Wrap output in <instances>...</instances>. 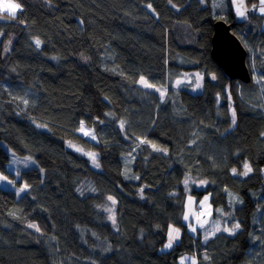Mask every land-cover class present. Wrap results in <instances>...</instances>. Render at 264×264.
I'll return each instance as SVG.
<instances>
[{
    "label": "trees",
    "instance_id": "1",
    "mask_svg": "<svg viewBox=\"0 0 264 264\" xmlns=\"http://www.w3.org/2000/svg\"><path fill=\"white\" fill-rule=\"evenodd\" d=\"M14 1V18L0 11V173L14 179L4 145L35 164L18 170L20 197L0 187V264H177L200 247L211 254L198 264L249 263L252 241L264 243L260 0H246L248 25L231 24L248 82L210 56L213 23L233 21L229 5L218 15L210 0ZM183 71L199 73L200 87L176 86ZM205 193L210 219L234 194L240 227L202 246L183 213L188 194ZM169 226L180 238L161 250Z\"/></svg>",
    "mask_w": 264,
    "mask_h": 264
},
{
    "label": "rangeland",
    "instance_id": "2",
    "mask_svg": "<svg viewBox=\"0 0 264 264\" xmlns=\"http://www.w3.org/2000/svg\"><path fill=\"white\" fill-rule=\"evenodd\" d=\"M203 1L204 0H193V3L202 6L204 5ZM210 2L212 5V9L215 12H217L218 15H223L226 11L227 5H229L228 0H210ZM9 4H19V3L14 0H0V11L11 14L10 10L7 7H5V5H9ZM262 8H264V5L261 4V0H260L259 4L257 5V11L260 14L264 15V11L261 10ZM20 9H21V6L16 10V12H18ZM262 26H264V23L262 24ZM250 28L253 30L251 25H250ZM10 46H11V38L7 39L3 43L2 45L3 54H5L6 51L10 49ZM201 78L202 76L197 72L185 73L179 78H177L174 81V84L176 86H188L190 88H193V90H195L200 87ZM255 80L258 84V88L260 92L259 104L262 105L260 107L263 110L264 109V77L261 76L260 79L258 78ZM139 82L143 84L144 87L146 88H152L147 83L144 77H141ZM161 89L163 90V88ZM162 90L159 92V94L162 92ZM253 93L254 95H256L255 91H253ZM18 109H21V108L18 107ZM79 133L82 136L89 139L90 141L95 142V134L91 128L84 127V125L81 124ZM139 139L140 141H142L141 138ZM4 148L9 154V162L6 164V168L8 169V171H10L14 175V179H10L7 176H4L3 174L0 173V187L12 190L16 194L17 197H20L27 188H24L25 183L23 182L18 184V180H19L18 170L33 166L35 164V161L30 156H24V157L17 156L6 145H4ZM71 148L80 151V148H78V146H76L75 144L71 145ZM88 155L92 156L91 153H88ZM127 158L131 159V156L127 155ZM123 171L126 177L128 176L133 177L131 170L130 172H128L124 165H123ZM4 177H6L7 179H3ZM21 189H23V191H21ZM235 204H238L237 197L232 193H228V206H227L228 209L224 210V208H218L216 210L217 213L215 214V217H211L210 219V215L213 211V208L210 204V194L205 193L201 195L199 198H196L195 196L188 194L185 198L183 221L188 224L189 229L193 233H195L196 228L202 229L200 231V242H201V245L203 246L204 244H207L209 240H211L217 235L233 234V232L225 231V229L232 228L234 225L238 224V221L234 215V207H235L234 205ZM196 207L200 208V213L195 212ZM99 209L107 214L112 213V210L110 207H99ZM193 228L195 229V231H193ZM217 228H219V231H217ZM174 229H177V228L174 226H169L167 230V240L163 244L162 248H169V247H166V245L169 243V233L171 230H174ZM238 229H236L235 232ZM172 234L174 237H176L172 242V245H173L175 242L179 241L180 232L177 235L176 232L173 231ZM206 236H207V239H205ZM254 242L255 241H252L250 249L248 251L250 257L247 259L249 263H246V264H251V262L256 263V264H264V243L262 244L260 242L259 243H254ZM196 252L198 253L205 252L209 256L211 254V252H209L207 248H201V247ZM176 262L177 264H198V258L194 253L186 252V253H182L178 255Z\"/></svg>",
    "mask_w": 264,
    "mask_h": 264
},
{
    "label": "water",
    "instance_id": "3",
    "mask_svg": "<svg viewBox=\"0 0 264 264\" xmlns=\"http://www.w3.org/2000/svg\"><path fill=\"white\" fill-rule=\"evenodd\" d=\"M234 23H244L248 20L249 9L246 0H228ZM244 15H239V12ZM212 58L223 69L230 79H238L241 82L250 80V72L246 63V49L240 40L230 29V24L218 19L213 23V33L211 35ZM211 80H214L211 76ZM201 258H206L202 252Z\"/></svg>",
    "mask_w": 264,
    "mask_h": 264
},
{
    "label": "snow or ice",
    "instance_id": "4",
    "mask_svg": "<svg viewBox=\"0 0 264 264\" xmlns=\"http://www.w3.org/2000/svg\"><path fill=\"white\" fill-rule=\"evenodd\" d=\"M261 4L262 5H264V0H261ZM5 7H7L9 10H10V13H11V16H12V18H14L15 17V13H16V10L20 7V5L19 4H9V5H5ZM262 11H264V8H262L261 9ZM239 15H241V16H243L244 15V12H242V11H240L239 12ZM36 44H37V46H39V44H40V41L37 39V41H36ZM213 79H215V77H213ZM233 123H235V113H233ZM123 126V125H122ZM246 167V171L243 173L244 175H247L248 174V172H250L251 171V168L250 167H248L247 165L245 166ZM236 170L235 169H233V172H235ZM3 179H7L6 177H4ZM186 183H187V181H186ZM28 187V185L27 184H25L24 185V188H27ZM21 191H23V189H21ZM109 199H112L111 197H109ZM114 202V201H113ZM187 218V217H186ZM32 227H35V225H32ZM240 227V225L239 224H236V225H234L232 228H226L225 229V231H228V232H235V230L236 229H238ZM176 232V234L178 235V233H179V230L178 229H174V230H171L170 231V233H169V243L166 245V247H171L172 246V242H173V240L176 238V237H174L173 236V234H172V232ZM193 231H195V229L193 228ZM217 231H219V228H217ZM205 239H207V236L205 237Z\"/></svg>",
    "mask_w": 264,
    "mask_h": 264
},
{
    "label": "bare ground",
    "instance_id": "5",
    "mask_svg": "<svg viewBox=\"0 0 264 264\" xmlns=\"http://www.w3.org/2000/svg\"><path fill=\"white\" fill-rule=\"evenodd\" d=\"M233 17V16H232ZM218 19H221V20H223V21H225L227 24H230V29H231V24H237V25H246L248 22V20L246 21V22H244V23H234V17H233V21L230 23V22H227L226 20H224V19H222V18H217L216 20H218ZM215 20V21H216ZM248 25V24H247ZM261 29L262 30H264V26H261ZM232 31V30H231ZM243 35H246V33L244 32L243 33ZM235 36H237L236 34H235ZM237 38L240 40V42L242 43V41H241V38L240 37H238L237 36ZM210 50H211V48H210ZM210 56H211V53H210ZM211 58H212V56H211ZM212 60L217 64V62L212 58ZM218 65V64H217ZM219 66V65H218ZM220 67V66H219ZM221 68V67H220ZM222 69V68H221ZM223 70V69H222ZM224 72V71H223ZM185 73H187V72H185V71H183V72H181V73H179L178 74V78L180 77V76H182L183 74H185ZM225 73V72H224ZM225 75H226V73H225ZM211 76L212 77H215V74H214V72L213 73H211L210 74V76H209V79L211 80ZM227 76V75H226ZM145 78V77H144ZM140 79H141V77L139 78V81H140ZM145 80H146V78H145ZM216 80V78L214 79V80H211V81H215ZM147 81V80H146ZM147 83H148V81H147ZM139 84L141 85V86H144L143 84H141L140 82H139ZM149 84V83H148ZM150 85V84H149ZM81 124H82V122H81ZM74 134H77V131L74 133ZM9 155V154H8ZM8 170V169H7ZM176 243V242H175ZM166 249H169V248H161V250H166ZM196 251H198L197 249L196 250H193V251H191V253H194L197 257L198 256H201V254H202V252H196ZM184 253H186V252H184ZM182 254V253H181Z\"/></svg>",
    "mask_w": 264,
    "mask_h": 264
},
{
    "label": "crops",
    "instance_id": "6",
    "mask_svg": "<svg viewBox=\"0 0 264 264\" xmlns=\"http://www.w3.org/2000/svg\"><path fill=\"white\" fill-rule=\"evenodd\" d=\"M264 23V22H263Z\"/></svg>",
    "mask_w": 264,
    "mask_h": 264
}]
</instances>
